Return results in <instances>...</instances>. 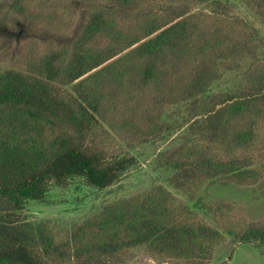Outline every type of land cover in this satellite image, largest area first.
Returning <instances> with one entry per match:
<instances>
[{
    "label": "trees",
    "instance_id": "16d2710c",
    "mask_svg": "<svg viewBox=\"0 0 264 264\" xmlns=\"http://www.w3.org/2000/svg\"><path fill=\"white\" fill-rule=\"evenodd\" d=\"M1 1L0 264H124L138 249L159 262L208 264L225 234L264 243V222L223 224L222 231L160 184L64 232L23 213L26 200L70 178L111 185L135 164L130 149L189 120L180 130L184 146L162 152L163 165L174 170L170 185L188 193L218 177L257 183L264 44L251 22L226 0H72L84 12L71 26L32 8L35 0ZM240 1L264 22V0ZM223 25L239 32L227 47ZM32 42L40 48L30 51ZM197 53L185 74L180 60ZM228 56L240 82L216 94L212 85ZM143 90L150 98L139 108ZM176 105L183 109L177 116L166 111ZM226 207L214 210L221 220Z\"/></svg>",
    "mask_w": 264,
    "mask_h": 264
},
{
    "label": "rangeland",
    "instance_id": "374dc122",
    "mask_svg": "<svg viewBox=\"0 0 264 264\" xmlns=\"http://www.w3.org/2000/svg\"><path fill=\"white\" fill-rule=\"evenodd\" d=\"M226 1L240 14L241 18L248 23L251 22L250 24H252L254 30L258 31V35L263 41L262 44H264V22L240 0ZM61 2L63 1L35 0L31 3V7L37 9L43 15L49 14L56 18L61 17L62 21H69V26L75 24V20L78 23L81 13L84 12V5L82 3V5L73 3L72 0ZM5 12L4 4L0 0V15H3ZM221 29L222 33L227 34L228 32L230 34L224 40L222 46L227 47L229 44H233L236 39L234 40L232 36L237 38L239 32H236L232 26H229L230 30L224 25ZM69 32L67 31L59 35L63 39H66L71 35ZM208 34L211 35V38L213 37V33L209 32ZM211 42L213 43V41ZM21 46L26 51L27 43H23ZM38 48L40 47L36 48V44L32 42L30 51H36ZM196 56V59L192 55L180 60L182 62L179 66L181 65L182 71L185 74L192 72L193 67L196 65V60L201 57V54L197 53ZM231 61V56L221 61L226 70L222 72L219 80L215 81L212 85L213 92L216 94L224 89H233L240 82V72H238L240 68L239 66L231 65ZM246 62L243 61L241 64H245ZM144 91L139 93L136 98L139 108L142 100L150 98L149 93ZM179 110L183 109L179 105H176L167 108L166 111L168 113H176L175 116H177L180 112ZM189 122L190 120L181 128H185ZM181 128L170 129L167 132L165 131V134L151 136L147 141L130 149L128 152L129 155L134 156L136 160L135 164L125 170L121 177L111 185L105 188H94L86 186L83 179L70 178L63 186H50L40 199L26 200L23 205V213L33 221L49 220L61 232H64L72 224L80 222L96 213L108 203L141 191H147L155 185L160 184L170 190L177 202L197 206L198 208L195 209L200 218L220 228L222 231H224L221 228L223 224L242 227L250 222H264V159H259V155L258 159L255 160V167L261 168L262 173L259 175L260 179L255 184L242 185L218 177V179L212 182L207 180L203 181L200 185L191 186L187 191L188 193H184L169 184L168 178L172 176L174 170L163 165L161 160L162 152L169 151L171 148L176 149L180 145L184 146V134L181 133ZM260 131L262 139L259 138L256 147L263 150L264 124L260 127ZM121 144H126V142H122ZM198 199L204 202V207ZM222 204L227 205L226 208L222 209V211L226 212V218L223 220L217 214H214L216 206ZM124 264L175 263L152 260L143 253V249H138ZM208 264H264V243H243L233 235L225 234V239L216 247Z\"/></svg>",
    "mask_w": 264,
    "mask_h": 264
}]
</instances>
